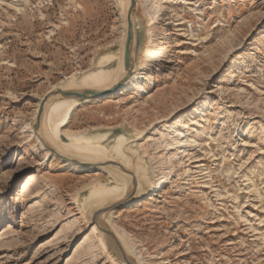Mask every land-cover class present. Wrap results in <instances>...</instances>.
Here are the masks:
<instances>
[{"label": "rangeland", "instance_id": "1", "mask_svg": "<svg viewBox=\"0 0 264 264\" xmlns=\"http://www.w3.org/2000/svg\"><path fill=\"white\" fill-rule=\"evenodd\" d=\"M120 10L0 0V264H112L79 203L113 181L48 156L26 124L65 77L118 57ZM133 17L145 77L80 104L62 130L143 135L141 163L164 171L162 187L112 222L148 264H264V0H135Z\"/></svg>", "mask_w": 264, "mask_h": 264}, {"label": "water", "instance_id": "2", "mask_svg": "<svg viewBox=\"0 0 264 264\" xmlns=\"http://www.w3.org/2000/svg\"><path fill=\"white\" fill-rule=\"evenodd\" d=\"M134 6L135 0H130V6L126 11V32L121 40V48L117 57V62L113 66L114 68H117L120 60L122 59V65L124 70L126 71V74L115 83L108 86L109 92H114L117 87L121 85V81L129 76L137 66V25L133 17ZM121 11L122 0L120 12ZM121 22L123 21L121 20ZM79 76L76 75V77ZM106 96H108L106 92H99L97 89L80 87L70 88L64 86L63 83H60L56 87L48 90L44 94V96L39 99V105L36 115L34 117V120L30 124L32 126L34 135L39 139V141L45 148H49L50 156L55 155L53 153L56 152V149L46 140L44 136L46 131L45 127L43 126V119L48 104L57 97H74L82 102L85 99H93ZM122 133L126 134L121 129L109 131L105 134V137L103 139L100 138L99 144L105 146L109 150L110 146L114 142L115 136ZM142 136L137 137L138 140L141 139ZM110 137L112 138L111 143L103 142L105 139H108ZM137 138H129V140L135 141ZM60 140L63 142H68L67 137L63 134L60 135ZM128 146H131V143H128ZM71 152L76 153L74 151ZM125 153L128 156L127 160L125 161L121 158V156L111 153H108L103 157L96 158L91 157L95 155H84L83 153L74 157H72L71 155H61V157L59 158L70 163H77L80 166H89L95 169H99L106 173L110 179L113 177L117 179H111L114 185L105 186V188L99 189L103 193H105L107 191L117 189L118 187L120 191H122L121 195L113 193L111 195L104 194L102 197H90L91 192L94 190L91 187L82 198V201L79 203V208L83 212L87 224L89 226L96 227L106 246L107 251L110 252V254L115 258L118 264H142L137 252L131 247V245L127 241V238L117 227H115V225H113L112 222V215L116 209L127 207L135 202L144 199L150 194H147V191H145L147 190V188H149V184L144 182L145 179L152 180L150 177L148 166L142 164V157H137V154L134 153L131 149L128 151L125 149Z\"/></svg>", "mask_w": 264, "mask_h": 264}, {"label": "bare ground", "instance_id": "3", "mask_svg": "<svg viewBox=\"0 0 264 264\" xmlns=\"http://www.w3.org/2000/svg\"><path fill=\"white\" fill-rule=\"evenodd\" d=\"M130 6V0H122V11L119 12V15L121 17V27H120V39L122 40L123 35L125 34V21H126V11L128 10ZM119 49V48H118ZM113 58H117V55L113 56H108L106 60H100L97 61L96 66L94 69L87 70L83 72L79 77H76V74L73 73L69 77H65L64 80L62 81L63 85L66 87L70 88H93L97 89L99 92H106L108 97H115L116 95L120 94L121 92H124L126 89L129 87H135L139 85V83L142 81V79L145 77L143 73V68L140 66H136L134 71L127 76L125 79L121 81V85L117 87V89L113 92H109V85L115 83L117 80H119L122 76H125L126 71L123 68L122 65V59L119 62V65L117 68H107L105 65L110 63ZM106 61H109L108 63H105ZM105 63V64H103ZM103 64V65H100ZM91 68V66H90ZM108 69V70H107ZM96 70H104L107 71L108 74L105 76H96V78L92 77V72ZM107 97V96H106ZM106 97H97V98H106ZM42 98V97H41ZM93 98V99H97ZM93 99H85L84 101L80 102L78 99L74 97H57L54 100H52L48 106L47 110L43 119V126L45 127V138L46 140L56 149V152L53 153L55 155H52L51 157L57 159L58 161L65 163L70 166H75L79 168H84L87 170H93V167L89 166H80L77 163H70L67 161L61 160L59 157L61 155L67 156L71 155L72 157L80 155L83 153L84 155L91 154L95 156H91L93 158L96 157H103L107 155L108 153L111 154H116L121 156V158L125 161L127 160L128 156L125 153V149L132 150L134 153L137 154V157H141V153L138 151L136 144L134 140H129L128 136L124 133L118 134L114 138L113 144L110 146L109 150L105 147L99 144L100 139L95 140L93 137H87L86 133H76L72 134L69 132L63 131L62 128L65 127L69 121H70V115L71 112L76 109L80 104L82 103H88ZM39 105V101L37 102L36 110L34 113V117L37 112V108ZM82 106V105H81ZM27 125V130L30 132L33 138L36 139L40 147L43 149L44 153L49 155V148H45L43 144L39 141V139L34 135L32 131V126L31 124H26ZM65 132V133H64ZM63 134L67 137L68 142H63L60 140V135ZM138 139V138H137ZM136 141V140H135ZM128 143H131V146H128ZM133 149H132V148ZM71 151H74L76 153H72ZM88 157V156H86ZM92 164V163H90ZM99 170V169H97ZM101 171V170H99ZM98 172V171H97ZM109 173V172H108ZM150 174L153 176L154 175V182L152 180L145 179L144 182L149 184V188H147V194L152 193L153 189L158 190L159 188L162 187L163 181H164V171H160V173H157V171L153 172L151 171ZM160 175V176H158ZM114 178V177H113ZM113 178H111L113 180ZM115 179V178H114ZM117 180V179H115ZM152 181V182H151ZM92 188L94 189L90 197L98 196L102 197L104 194H113L116 193L117 195H121L120 189L117 187V189L107 191L103 193L99 188H105V185L103 186H95L93 185ZM136 203V202H135ZM84 207V205H83ZM79 209V208H78ZM124 209V208H123ZM122 210V209H121ZM81 212L83 218V212L79 209ZM85 220V218H84ZM89 226V225H88ZM88 228H91L90 231L95 235L96 239L98 240V243L101 247V250L106 252L107 255L110 257L112 264H118L115 258L110 254L109 251H107L106 246L98 232L95 226H89ZM122 234L127 238L128 243L131 245V247L137 252L142 264H148L147 260L145 259V256L143 255V252L140 248L139 245H137L136 240L131 236L128 235L127 232H124L122 229H119Z\"/></svg>", "mask_w": 264, "mask_h": 264}]
</instances>
